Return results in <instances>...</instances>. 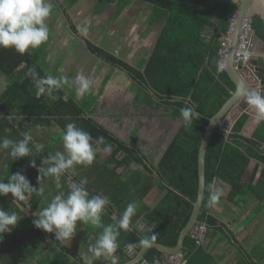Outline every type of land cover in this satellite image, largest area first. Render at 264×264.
Masks as SVG:
<instances>
[{
    "label": "trees",
    "instance_id": "obj_1",
    "mask_svg": "<svg viewBox=\"0 0 264 264\" xmlns=\"http://www.w3.org/2000/svg\"><path fill=\"white\" fill-rule=\"evenodd\" d=\"M78 1L64 0V4L70 8ZM136 1L144 2L150 10L145 19L146 35L159 25L147 58L135 66L88 39L85 46L89 53L117 67L130 79L136 90L133 97L135 107L141 103L152 109L165 107L172 119H180L178 128L157 161L92 116L109 81L108 77H105L100 91L96 93L90 85L78 96L77 86L67 78L70 86L65 85L55 91L52 97L42 95L37 98L34 83L26 76L29 68L35 67L41 77L46 74L59 77L56 67H50L46 61L47 41L23 55L14 48L0 47V72L7 81L6 88L0 93V139L8 137L19 140L24 132L30 131L33 142L44 145L42 152L36 153L33 149L31 157L17 160L9 155L10 149L0 150L3 155L6 153L1 161L0 179L7 182L8 176L21 171L32 185L39 187L36 179L38 168L30 166L29 162L35 159L39 167L42 158L49 153L63 151L61 134L68 123H75L94 139L103 137V143L96 147L104 150L110 146L109 154L101 161L94 160L83 169L82 174L72 179H87L86 187L90 195L108 196L111 202L106 207L110 212L113 206L118 210V220L127 205L133 202L137 209L131 218H145L147 229L143 231L135 226H128L127 229L116 227L119 228L116 253L122 257L121 264L130 259L126 251L128 246L137 252L146 241L171 247L176 245L197 197V155L208 119L236 88L226 71L219 67L221 39L228 30L229 17L237 7L233 0H88V3L91 10L97 13L112 4L114 21L118 23ZM251 25L264 42V20L254 16ZM70 28L73 33L77 32L73 24ZM258 77L264 83V70L258 72ZM261 92H264V88ZM185 107H194L200 114V118L190 126L184 124L181 116L180 110ZM248 117L249 111L241 112L229 125L225 116L222 123L228 128V133L217 126L211 135L205 157V191L198 221L207 226V236L216 234L226 244L237 247L239 260L236 264H261L254 260L260 257L253 258L246 252L225 225L210 214L209 205V185L221 179L230 185L226 197L230 203L239 206L249 200L256 201L250 215L264 208V121L259 122L252 134L247 136L242 134V129ZM53 126L57 127V131L48 134L46 139L37 137V127L45 131ZM137 133L138 128H135L132 134ZM51 137L53 140L50 142ZM29 146L32 147V144ZM252 159L256 161L255 171L259 165L262 168L257 177L253 173L246 179ZM76 168H84V165ZM119 168H123L121 172ZM66 178L67 174L61 178L62 185H65ZM53 182L52 177L44 178V194H32L24 202L12 198L11 193L0 196V207L16 212L21 218L14 231L4 233L3 240H0V264H20L25 257L34 260L35 264H84L82 258L70 263L65 255L69 251L68 246L57 240L53 233L37 229L32 224L33 218H36L32 213L42 209L44 198L56 189ZM97 185H103V190L100 191ZM154 186L159 188L162 195L153 207H149L144 199ZM19 205L22 208L28 206L30 215H26ZM24 227L27 230L23 232ZM205 242L197 244L191 234L185 236L182 249L185 264H221L222 256H214ZM50 243L52 247H49ZM163 254L150 247L143 260L148 264H156L157 261L172 264L163 260ZM100 262L101 259L95 260V264Z\"/></svg>",
    "mask_w": 264,
    "mask_h": 264
},
{
    "label": "clouds",
    "instance_id": "obj_2",
    "mask_svg": "<svg viewBox=\"0 0 264 264\" xmlns=\"http://www.w3.org/2000/svg\"><path fill=\"white\" fill-rule=\"evenodd\" d=\"M51 11L52 4L48 0H0V47L14 48L21 55L28 53L30 49L39 48L49 39V28L46 24V19L51 14ZM233 13H235V10ZM82 31L86 32L87 28ZM253 31L250 34V56L254 53L252 51ZM258 61H264V58L258 59ZM250 66L251 72H248L246 68H243V71L249 74V82L256 83L251 57ZM219 67L223 69L224 65L220 64ZM26 76L32 79L37 98L42 95L52 97L55 91L60 90L65 85H69V81L65 77H56L51 74L41 77L35 67L29 68ZM76 84L78 92L90 87V82L83 74L77 77ZM238 94L243 95L246 103L254 110L255 121L257 123L264 121V92L257 88H251L243 91L238 90ZM180 112L186 126L192 125L195 120L200 118V114L194 110V107L182 108ZM220 129L225 133L229 131L228 128L223 126V123ZM22 135L23 138L19 140H13L8 137L0 139V150L10 149L9 155L14 160L22 157H31L33 149L36 153L43 151L44 145L34 143L30 131L24 132ZM61 135L63 151L49 153L42 158L39 167L36 165L35 159L29 162L30 166L38 168L39 174L36 179L39 187L32 185L25 174L17 171L8 176L7 182L0 179V196H7L11 193L12 198L20 202L27 201L32 194L42 196L45 192V186L42 183L43 179L52 177L55 182V188L58 191L46 207L33 213L36 218L32 220V224L37 229L53 233L57 240L64 242L73 239L76 234L78 221L97 227L102 226V213L111 201L106 195H90L86 187L87 179H72L76 175V165H90L93 162L98 150L96 146L103 143V137L94 139L89 132L77 127L75 123L66 124ZM30 143L32 147L29 146ZM104 151L110 152V146H106ZM66 174L68 176L66 181L67 191L64 190V185L61 183V178ZM209 189V205L211 206L219 201L223 192L221 189L216 188L214 184L209 185ZM136 209L137 205L134 202L127 205L118 222L120 229L128 228L130 218L136 212ZM20 219L16 212H10L0 207V240H3L4 233H10L18 225ZM199 223L198 221L196 224ZM118 236L119 231L116 228L103 226V231L96 242L88 248L91 255L82 257L84 264H93L94 260L101 257L110 258L111 264H117V258L114 253L118 247ZM144 261L141 260L140 262L143 263Z\"/></svg>",
    "mask_w": 264,
    "mask_h": 264
},
{
    "label": "rangeland",
    "instance_id": "obj_3",
    "mask_svg": "<svg viewBox=\"0 0 264 264\" xmlns=\"http://www.w3.org/2000/svg\"><path fill=\"white\" fill-rule=\"evenodd\" d=\"M72 8V15L68 19L77 28V32L74 34L65 28L63 20L56 15L59 11H55L51 15L52 17L55 15V19L50 20V23H54L56 20L55 23L58 27L54 30L53 25L47 24L49 25V39L46 42L48 45L46 61L50 67L55 65L56 58L57 63L66 61L67 63L63 67L66 69L67 66V73L61 75L66 78L70 77V81L77 86V76L83 74L95 93L100 91L102 81L108 77L110 80L105 85L96 112L92 116L103 124H114V129L119 127L127 138H132V127L136 126L138 128L136 140L143 147V151L151 155L154 161H157L171 135L178 128L180 119H172L168 115L169 110L165 107L152 109L143 103L135 107L133 97L136 90L130 79L117 67L108 65L89 53L85 46V40L88 39L112 51L130 64L138 65L146 56L155 34L151 32L146 35L145 33L147 26L144 17L148 14L149 7L145 6L142 1L134 2L118 23L114 21V6L112 4L106 5L104 10L98 13L91 10L88 0H79ZM138 12L140 19L136 16ZM85 28L87 31H82ZM245 103L246 101L242 97L238 104L232 108V111L226 115L228 124L241 112ZM247 110L250 114H254V110L250 106ZM123 114L125 115L123 116ZM35 131L37 137L40 136L41 140H44L48 134L57 131V128L45 131L36 128ZM51 140L53 137L50 142ZM60 145L63 147V142ZM98 151L99 154L95 156L98 161L103 160L109 154L102 149H98ZM87 166L84 165V169Z\"/></svg>",
    "mask_w": 264,
    "mask_h": 264
},
{
    "label": "crops",
    "instance_id": "obj_4",
    "mask_svg": "<svg viewBox=\"0 0 264 264\" xmlns=\"http://www.w3.org/2000/svg\"><path fill=\"white\" fill-rule=\"evenodd\" d=\"M48 2L52 4V11H51V14L49 15V17L46 19V24L53 25V29L56 30L57 29L56 27H58L57 24L55 23L56 20L54 21V23H50V20L55 19V17H54L55 15L53 17L51 15H53L55 11H59L56 15L63 20V22L65 24V28L69 29L72 32V30L70 28L71 23H70V20L68 18H70V16L72 15L73 8L72 9H71V7L67 8L66 5L64 4V0H48ZM138 15H139V12L137 13L136 16L138 17ZM147 15L148 14H146V16L144 17V20L146 19ZM49 25H47L48 28H49ZM158 31H159V25L154 27L153 31H151V32L155 33L154 38H153V42H152V44L150 43L148 52H147L146 56H144V58H147L149 56L151 47L155 41V38L157 36ZM149 34H151V33H149ZM252 51L259 56V60H261V58H264V42L260 39L253 37L252 38ZM66 63H67L66 61L57 63V58H56L54 67H56L57 76L63 77L61 74L67 73V71H66L68 69L67 66H66V69L63 67V65H65ZM64 77L66 78V76H64ZM6 86H7L6 77H5V75H3L0 72V93L6 88ZM84 92H85V90L83 92H78V96H80ZM242 108L243 109L241 110V112H247L249 105L247 103H245V107H242ZM124 115L125 114H123V116ZM235 118L232 119L230 124L233 123ZM103 125L105 127H107L108 129H110L115 134H117L122 139L131 141V142L135 143L140 149L144 150L143 147H141V144L136 140V135L132 134V132L135 130V128H137L136 126L133 125L134 127H132V132H131L132 138H127L126 135L123 133L124 131L122 132L119 129V127L117 129L113 128L114 124L106 125L104 123ZM257 125H258V123L254 119V114L249 113V117H248L245 125L243 126L242 134L247 135V136L251 135ZM54 127H56V126H53L52 129ZM37 128H41V127H37ZM120 131H121V133H120ZM98 149H100V148H98ZM98 153H99V151H98ZM161 153H160V155H161ZM5 154L6 153H4V155ZM4 155L0 152V168L2 165L1 161L3 160ZM94 160H97V158H94ZM255 163H256V161L253 159L250 161L248 169L246 171V179H249V177L253 173H254L255 177H257L259 175L260 170L262 168V165H259V167L255 171L254 170ZM83 169L84 168H80V169L76 168V175L82 174ZM122 169L123 168H119L118 171L121 172ZM131 169H134L133 165H132ZM253 170H254V172H253ZM75 176H73L72 178H74ZM67 179H68V176L66 178V181H67ZM214 185L216 188H219L222 190L223 195L221 196V198L219 199L218 202H216L215 204L210 206V214H212L221 223H223L225 225L226 230L230 231L233 234L234 240H236L240 244V246H242L243 249H245L246 252H248L253 258L255 256L260 257V259L254 258L255 261L258 260V261H260L261 264H264V208L257 211L256 213H252L250 215V212L252 211L253 207L257 204L256 201L249 200L246 204L243 203L242 205H239V206L233 205L232 203H230L226 199V197L229 193V190H230V185L221 179H216L214 182ZM98 186L99 185H97V188L100 191H102L104 188L103 185H102V187H100V186L98 187ZM48 189H49V187H48ZM51 189H52V187H51ZM64 190L67 191L66 183L64 185ZM54 191L50 192L49 195L44 198L42 208L46 207L47 204L50 203L52 197L57 193L58 190L55 189ZM161 195H162V193L160 192L159 188L154 186L150 190V192L146 195L144 201L149 207H153L157 203V201L159 200ZM19 206H21V205H19ZM21 208H22V206H21ZM22 211L26 215H28V216L30 215L28 206L23 207ZM33 213H32V216L34 217ZM118 214H119V212L114 206L112 207V212H110L108 210V208L106 207L102 213V226H100V227L93 226L91 224H83V223L78 221L76 234L73 237V239L71 241H64L63 242L69 248V251L66 252V254H65L68 256L67 257L68 261L71 263V261H73L74 259L77 260V258H82L83 256H90L91 253L88 251V248L90 245H93L96 242L99 235L103 231V226H111L114 228L118 227L119 220H118V218H116L118 216ZM110 216H111V218H109ZM245 217H247V218H245ZM245 219H247V220H245ZM114 220H116V221H114ZM144 220H145V218H139V219L130 218L129 228H133L135 226L136 228L143 231V226H145V223H143ZM24 228L25 229L22 230L23 232L27 230V227H24ZM117 230H119V228ZM13 231H14V229H12V232ZM22 231H21V233H23ZM205 243L206 244L208 243L209 251L214 256H216V257L222 256V260L220 261L221 264H236L238 262L239 252H238L237 247L226 244L225 241L220 239L218 235H216V234H214L212 236H211V234L208 235ZM49 247H52L51 243L49 244ZM126 249H127V247H126ZM114 256L117 258V264H121L122 257L116 252L114 253ZM168 256H169V254L164 253L162 256L163 260L169 261ZM99 259H101V262L99 264H111L110 258L106 259L104 257H101ZM20 264H35V261L25 257L24 259H22V261H20ZM93 264H95V260H94ZM156 264H160V262L157 261ZM172 264H174V263H172Z\"/></svg>",
    "mask_w": 264,
    "mask_h": 264
},
{
    "label": "water",
    "instance_id": "obj_5",
    "mask_svg": "<svg viewBox=\"0 0 264 264\" xmlns=\"http://www.w3.org/2000/svg\"><path fill=\"white\" fill-rule=\"evenodd\" d=\"M237 7L235 9V20L233 22V33L229 44L227 58L224 63L223 69L226 71L230 79L236 86L235 90L226 99L217 112L208 119L207 126L204 130L203 136L198 149L197 155V170H198V188L197 197L193 202V208L190 217L181 229L178 240L175 246H167L158 242L146 241L141 249L137 252L128 246L126 251L130 256V259L122 264H136L144 259L146 251L150 247H154L157 250L166 253L173 254L183 249V242L186 235L190 233L196 223H198V216L201 211V207L204 199L205 191V157L206 151L211 138L212 133L217 126L222 125L223 117H225L230 110L238 104L243 95L238 94V90L243 91L245 89L257 88L260 91L264 88V83L258 78L257 73L264 70V61H258L259 56L257 54H251V64L254 66V77L256 83L248 81L249 74L243 71V60L239 59L237 65L234 64L235 52L240 40V30L242 21L244 19H252L254 16L260 17L264 20V0H233ZM253 36L260 39L253 31ZM261 40V39H260ZM263 59V58H262ZM156 175L157 172L154 171ZM145 223V220L143 221ZM147 229V224L143 226V230Z\"/></svg>",
    "mask_w": 264,
    "mask_h": 264
},
{
    "label": "built area",
    "instance_id": "obj_6",
    "mask_svg": "<svg viewBox=\"0 0 264 264\" xmlns=\"http://www.w3.org/2000/svg\"><path fill=\"white\" fill-rule=\"evenodd\" d=\"M234 20H235V13H233L229 18V27L225 36L222 38V47L219 50V55L221 57V64L223 65L227 58L228 48L232 38ZM252 31L253 30L251 26V20L244 19L241 25V38L238 43L234 58L235 65H237L239 59H242L243 67L244 69L246 68L248 72L252 71L250 66V46H251L250 34L252 33ZM206 232H207L206 225L203 223H199L193 227L190 234L193 238H195L197 244H202L205 242ZM168 257H169V261L174 264H185L184 255L181 251L175 254H171ZM141 264H148V263L144 261Z\"/></svg>",
    "mask_w": 264,
    "mask_h": 264
}]
</instances>
